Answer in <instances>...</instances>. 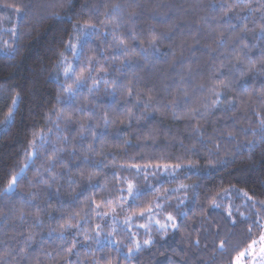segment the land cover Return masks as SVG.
<instances>
[{
    "label": "snow or ice",
    "instance_id": "obj_1",
    "mask_svg": "<svg viewBox=\"0 0 264 264\" xmlns=\"http://www.w3.org/2000/svg\"><path fill=\"white\" fill-rule=\"evenodd\" d=\"M5 7L11 10L9 22L12 14L18 20L17 24L9 27L10 39L4 41V49H0L12 61L22 52L20 41L30 38V33H21V28L28 26L24 22H31L33 27L49 21L56 27L66 21L76 22L72 24L71 36L67 39L61 36L59 39L58 47L62 50L56 53V63L51 69H45L49 73L48 80L58 87L56 106L49 104L43 112L45 124L38 131L35 126L30 129L31 138L26 137V144L18 154L23 157L22 162L13 164L4 171V179L0 180L4 184L0 190V231L5 236L13 233L9 237L12 241L22 237L18 241L22 246H13L7 240L0 239V256L25 258L35 243L32 229L43 223L39 213L44 209L36 203L40 193L25 196L19 191L20 186L27 182L29 187L43 186L46 206L53 198L56 199L58 207L55 211L61 215L57 220L49 214L48 219L57 220L58 228L51 229L48 235L51 237L56 233L57 238L64 241L61 260L65 264H80L81 252L77 250L78 245H83V255L85 259L90 258L91 264H120L121 259L123 264H140V257L154 248L164 256V264H181V261L189 264L188 251L184 248L177 250L168 245L166 238L186 229L187 221L193 220L197 213L202 217L199 227L203 231L198 232L194 240L190 235L186 236L185 242L190 249L199 251L201 245L207 247L209 237H213L212 264H215L217 253L221 257L228 256L231 236L221 237L219 226L215 233L211 231V225L206 227L213 210L233 232L246 228L249 238L253 231L259 235V252L253 249L248 264H264V199L257 198L255 192L250 194L243 188H237L235 184L220 185L215 189L208 187L210 177L217 172L234 168L237 161H254L257 154L264 161V80H259L251 88L247 83L240 85L238 91L242 99L239 103L229 100L225 92L219 90H231L237 78L235 73L239 74V78L245 77L249 72L264 74V0H219L218 4L208 5L210 15L213 19H218L219 23L213 25L207 17H201V22L208 26L209 35L215 34L213 38L216 47L211 52L217 56L210 57L213 62L211 86L203 83L198 85L202 97L199 106H192L188 88H182L176 83V77H179L180 84L189 83L192 76L190 61L182 59L162 75H158L156 71L161 60L160 46L171 42L175 35H182L178 31L181 25L172 23L170 18L160 21L167 25L166 32H157L155 27H151L148 35L142 37L136 25L143 10H135L140 6L134 0L123 4L118 0H83L78 8L76 0H48L40 11H34L30 4L24 2L0 3V10ZM236 9L245 14L242 15ZM158 15L154 11L152 19H156ZM125 25L127 29L122 31ZM201 30L198 27L196 32L200 33ZM188 35H192L191 31ZM199 43V37L192 36V46L188 50L194 52V45ZM101 47H104V51L100 50ZM109 49L110 54H107ZM218 56H223V60L216 65ZM107 61L119 62V66L114 68L117 75L111 78L93 75L98 69L104 71L108 67L105 63ZM225 61L232 65L229 70L231 76L221 71L227 66ZM33 78L36 79L35 73ZM156 79L163 86V96L158 95L153 87H148L149 81ZM126 81L132 86L128 87ZM102 85L106 95L112 97L113 101L104 106L102 112H97L96 108L100 105H96V93ZM138 88L145 91L144 97H141ZM173 88L177 95H172ZM196 90L195 87L192 88L193 92ZM7 93L10 102L5 105L7 112L3 120H0V132L4 135H8L17 126V117L22 121H29L35 116L31 107L27 111L23 108L27 94L25 88L15 91L9 88ZM124 93L125 105L130 99H134L135 103L131 107H125L123 119H118L113 110L114 104L120 101ZM37 94L38 89L33 83L31 95ZM254 98L259 109L252 106ZM245 108V114L237 115ZM217 111L222 115L233 114L229 117L231 125L220 134L224 136L226 133V142L233 145L223 156L222 144L213 137L205 139L199 123L210 115H216ZM137 112L140 114L137 115ZM145 112H163L177 120L186 119L191 129V147H186L182 156L175 157V162H169L171 158L165 160L164 157L156 162H144L143 156L138 162L135 156L130 157L112 173L113 187L109 188L106 178L103 183L98 179L104 175L101 168L106 165L103 159H92L93 155L100 154L96 145L107 138L109 128L118 124L130 127L133 120L139 122L147 119ZM77 116L81 118L76 119ZM245 119L249 126L237 129L236 125ZM101 128L103 131H98ZM154 131L149 129L145 135L154 138ZM53 135L55 140L52 139ZM117 135L119 137L120 133ZM238 135L245 137L243 142L237 139ZM129 143L122 140L120 146L127 148ZM181 146H184L183 141ZM65 153L73 160L79 159L75 173L69 167L70 162L65 160ZM58 165L69 176L66 181L69 194L75 193L68 205L73 211L65 209V202L60 199L65 184L61 183L62 177L56 172ZM30 171L34 173L35 179H29ZM73 174L79 179L71 178ZM82 180L87 181V186L77 192ZM166 185L176 186L165 187ZM96 188L105 195H100L97 199L95 194H89ZM261 195H264V185L261 186ZM148 196L153 199L145 203ZM238 199L242 201L239 205L236 204ZM17 202L20 204L19 208L15 207ZM4 208H8V211H4ZM77 208L79 211H75ZM33 209L34 216L31 211ZM29 216H33V219L25 234L23 227L28 223ZM93 216L98 218L94 228L91 223ZM140 229L143 230L142 233L138 231ZM192 231L196 229L193 228ZM157 235L161 241H165L159 247ZM78 237L83 239L79 240ZM256 243L253 240L248 247L252 248ZM169 247H172L171 256L167 254ZM97 251L101 253L100 256L96 255ZM232 251H237V248ZM246 254L247 250L239 251L234 260L229 258L228 264H245ZM73 255L77 258L75 262L71 259ZM11 259H0V264H11ZM36 264H41V261L37 259ZM51 264L60 262L52 258Z\"/></svg>",
    "mask_w": 264,
    "mask_h": 264
},
{
    "label": "trees",
    "instance_id": "obj_2",
    "mask_svg": "<svg viewBox=\"0 0 264 264\" xmlns=\"http://www.w3.org/2000/svg\"><path fill=\"white\" fill-rule=\"evenodd\" d=\"M20 2L30 4L34 11H40L48 0H0V3L3 4ZM82 2L83 0H76L77 8ZM118 2L123 4L127 3L128 0H118ZM134 2L140 6L135 9L136 11L143 10V14L139 17L136 25L137 30L141 31L142 37L148 35V30L151 27H155L157 32H166L167 25L160 22L165 18H170L172 23L181 25L178 31L182 33V35L174 34L175 38L171 42H165L160 46L161 60L156 66V71L158 75H162L168 72L174 63L182 59L190 61L192 76L190 77L189 83L180 84L179 77H176V83L182 88L187 87L192 98V106H199L202 97L198 85L203 83L207 86H211L212 81L210 77L212 76L211 68L213 67V62L210 57L217 56L216 53L211 52V49L216 47L213 38L215 34L209 35L208 26L201 22V17H207L211 24L217 25L219 21L218 19L212 18L208 10V5L218 4L219 0H134ZM131 10L132 9H129V11ZM10 11L11 10L6 7L0 10V49H4L3 42L10 39L8 34L9 27L18 23L15 14L11 15V21L9 22ZM154 11L159 14L156 19H152ZM236 11L241 12L240 9H236ZM241 14L244 15L245 13L241 12ZM75 22V20L70 22L66 21L63 25L58 27L53 26L50 21L34 27L31 22H24L28 26L22 27L21 33L22 35L30 33V38L20 41L22 45L21 54L12 61L6 58L4 51H0V120H3L7 112L5 105L10 102L7 93V89L9 88H12L14 91L19 90V88H25L27 94L25 96L23 108L27 111V109L31 107L35 113L34 118L29 121H22L20 117H17V126L12 128L8 135H4L3 132H0V180L4 179V171L10 169L13 164L22 162L23 157L18 154L21 152L22 146L26 144V137L28 139L31 138L30 129L35 126L38 131L39 127L45 124V121L42 119L43 112L47 110L49 104H51V106H56L55 97L58 93V87L54 82L48 80L49 73L46 72L45 69H51L56 63V53L62 50L58 47L59 39L61 36L65 39L71 36L72 24ZM198 27L202 29L200 33L196 32ZM126 29L127 25H125V29L122 31H126ZM190 31L192 34L191 36L188 35ZM192 36H198L200 39V43L194 45L196 49L194 52L188 50L189 46H192ZM249 36H251V34H249ZM96 43L99 44V41ZM182 45L183 48L181 47ZM100 50L104 51V47H101ZM110 51L109 49L107 54H110ZM133 58L138 59L137 57ZM220 60H223V56H218L216 58V65L219 64ZM165 61H167V63H165ZM105 63L108 64V67L104 71L98 69L93 75L104 76L106 78L116 76L117 74L114 68L119 66V62L113 63L112 61H107ZM225 64L227 66L221 69V71L229 73L231 76L232 73L229 70L232 69V65L227 64L226 61ZM179 70L184 71L183 69ZM34 73L36 74L35 80L33 78ZM185 75H187L186 72ZM235 76L237 78L231 90L222 88L219 90L225 92L229 100H234L237 103L242 99L238 91L240 85L247 83L248 87L251 88L252 85L258 84L259 80H264V74L256 75L251 72L247 73L243 78H239L238 73H235ZM129 80H131V76H129ZM33 83L36 84L38 89V94L36 96L31 95ZM125 83L128 84V87L132 86L128 81ZM148 87H153L158 95H164L163 86L158 79L149 81ZM193 87L197 89L195 92L192 91ZM137 91L140 92L141 97H144L145 91L143 89L138 88ZM171 91L172 95H177L175 88ZM125 98L126 93L120 97L119 102L114 104L113 110L118 119H123L125 107H131V104L135 103L134 99H130L129 103L125 105L123 103ZM112 101L113 98L106 95L105 88L102 85L100 90L96 93V105H100V107L96 108L97 112H102L103 107L111 104ZM251 103L253 108L259 109V105L255 98ZM96 105L88 106L94 107ZM133 111L135 112L136 109H133ZM246 112L247 109L245 108L242 110V113H237V115L245 114ZM139 114L140 113L137 112V115ZM144 115L147 116V119H142L139 122L133 120L130 122V127L118 124L109 128L107 130V138L102 143L96 145L100 154L93 155L92 159H103L104 165H106L101 168L104 175L98 177V179L103 183L106 178L109 188L113 187L112 173L117 171L118 166L126 163L130 157L135 156L138 162H140L141 156L145 158L144 162L149 160H151V162H156L160 160L161 157H164L165 160L171 158L169 162H175V157L182 156L185 152V148L191 147V129L188 127V121L186 119L177 120L170 114L163 112H145ZM232 115V113L222 115L220 111H217L216 115H210L205 120L199 122L204 131L205 139L213 137L222 144V156L233 147L232 144L226 142V133L224 136L220 135L227 126L231 125L229 117ZM80 118L79 116L76 117V119ZM145 125H147V128H145ZM248 126L247 119H245L237 124L236 128L239 129ZM149 129L155 130L154 138L145 135ZM98 131H103V128L98 129ZM118 132L120 133L119 137L117 135ZM248 138L251 139V137ZM52 139L55 140L56 137L53 135ZM237 139L243 142L245 137L243 135H238ZM122 140L130 142L127 148L120 146ZM181 141H183V147L181 146ZM86 146L87 145H85V147ZM64 158L67 162H70L69 167L73 170V173H75V167L79 163V159L73 160L67 153L64 154ZM37 167H39V162ZM56 172L62 177L61 183L65 184V187L61 190L60 199L65 202V209L73 211L68 208L69 203L72 201V195H75V193L70 195L67 189L66 181L69 179V176L66 174L65 169L59 165L56 168ZM28 175L29 179H35L33 172L30 171ZM71 178L79 179L75 174H73ZM192 182L193 181H186V183ZM140 184L141 186L143 185L142 178ZM230 184H235L237 188H243L249 191L250 194L255 192L257 198L264 199V195H261V186L264 185V161L260 159L259 154H257L254 161H237L234 168L217 172L214 176L209 178L208 187L210 189H215L220 185L229 186ZM3 186L4 184L0 183V190H2ZM86 186L87 181L82 180L80 187H78L76 191L79 192ZM175 186L176 185H166L165 187ZM19 191L25 196L29 193L39 192L40 195L36 203H39L41 209H44V211L39 213L40 219L43 221L42 225L32 229L35 243L31 246V250L27 252L25 258H17L19 264H36L37 259L41 261V264H51L52 258H55L60 264H65V262L61 260V255L63 254L61 253V249L64 245V241L58 239L56 233H53L51 237L48 235L51 229L58 228L57 220L61 215L60 212L55 211L58 207L56 199L53 198L46 206L44 203L45 197L43 193L45 189L43 186L39 188L29 187L27 182L20 186ZM89 194H95L97 199L100 195H105V193L100 192L99 188L94 189V192ZM152 199V196L146 197L145 203L150 202ZM173 203H175V201H173ZM241 203L242 201L239 199L236 201L237 205ZM15 207H20L19 202H17ZM3 210L8 211V208H4ZM241 210L243 211V209ZM31 211L34 216L35 210L33 209ZM75 211H79V208L75 209ZM49 214L56 217L57 220L48 219ZM33 216L28 217V223L23 227L25 234H27L29 230V225L32 222ZM97 219L98 218L94 216L91 218L93 228ZM180 219L181 221L183 220V218ZM201 219L202 217L197 213L193 220L187 221L186 229H182L180 233L170 234L166 238L168 245H171L177 250L184 248L188 251L189 264H212L213 237L210 236L208 239V246L205 247L202 244L199 251L190 249L185 242L186 236L190 235L191 239L194 240L197 238V233L203 231L199 227V221ZM121 220H123V216H121ZM207 225L212 226L211 231L213 233L218 230L217 226H219L221 237L225 235L231 236V241L228 246V256L221 257L217 253L215 264H228L229 258L234 260L239 251L247 250L249 248L248 246L252 245V241H256L259 238V235L255 231H253L249 238L246 228H239L233 232V230L224 225L223 220L216 214L215 210H213L212 217L208 219L206 227ZM193 228H195L196 231H192ZM138 231L141 233L143 232L142 229ZM11 235H13V233H9L8 236H5L4 233L0 231V239L7 240L8 243L13 244V246H22L18 244V241L22 240V237H17V241H12L9 239ZM77 239L82 240L83 238L78 237ZM156 239L158 242L157 247L165 243V241L160 240L158 235ZM92 247L95 248L96 245H92ZM172 247L167 248V254L169 256H171ZM233 248H237V251H232ZM77 250L81 252L79 258L80 264H91L90 258L85 259L83 255V245H78ZM96 255L100 256L101 253L97 251ZM0 259L9 260L11 258L0 256ZM17 259H11V264H17ZM71 259L75 262L77 258L73 255ZM120 264H123L122 259ZM140 264H164V256L160 255L157 249L154 248L140 257ZM181 264H183V261H181Z\"/></svg>",
    "mask_w": 264,
    "mask_h": 264
},
{
    "label": "rangeland",
    "instance_id": "obj_3",
    "mask_svg": "<svg viewBox=\"0 0 264 264\" xmlns=\"http://www.w3.org/2000/svg\"><path fill=\"white\" fill-rule=\"evenodd\" d=\"M257 243L255 245H253L252 248H248L247 249V254L246 256L244 257V262L245 264H248V261L252 258V252H253V249H255V252H259V248H260V243H259V238L256 240Z\"/></svg>",
    "mask_w": 264,
    "mask_h": 264
}]
</instances>
